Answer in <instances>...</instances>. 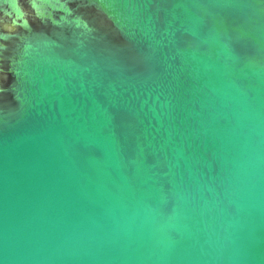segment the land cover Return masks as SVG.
<instances>
[{"label": "water", "instance_id": "obj_1", "mask_svg": "<svg viewBox=\"0 0 264 264\" xmlns=\"http://www.w3.org/2000/svg\"><path fill=\"white\" fill-rule=\"evenodd\" d=\"M27 1L52 19L8 47L0 264H264V0H70L109 34L60 36L64 0Z\"/></svg>", "mask_w": 264, "mask_h": 264}, {"label": "bare ground", "instance_id": "obj_2", "mask_svg": "<svg viewBox=\"0 0 264 264\" xmlns=\"http://www.w3.org/2000/svg\"><path fill=\"white\" fill-rule=\"evenodd\" d=\"M4 1V0H2ZM43 1V0H42ZM56 2V0H54ZM65 1H68L65 3ZM18 2V0H17ZM23 5H21L23 7V9L20 11V13L18 14V12H16L19 7L16 6L18 9L15 10H10L12 8H14L13 5L15 4V0H9L8 2V7L9 9H5L3 6H0V102L4 101V98L2 97L5 93H3L6 89H8V87L11 85V77L8 75L10 72H8L7 70L9 69L7 66V61H9V56H8V52H9V46H12V42L15 41V33H19L22 32V22L25 21L26 24L32 28V29H36L37 32L39 31H45V29L47 28V21H44L43 18H49L52 14H47L46 16L43 15L40 12V16L36 15V11H35V6H34V1H30L28 2L27 0H23ZM46 2V1H43ZM70 3V0H64L61 1V3H58V6H53V5H45L46 3L42 4V9L45 12V10L48 9V7L50 9H57L60 8L61 6L66 7V9L64 10L65 12V16H63V20L62 21H58V24H54L56 28L59 29V27H61V31L60 30H53L52 34L53 35H62L65 33H69L71 32V28H69V26L71 25L70 22L64 23V21H67L68 16L73 17L75 15H77L78 17H81V19H83L84 21H86V24L91 25V27L93 28H98V31H104V33L106 32V34L108 35L109 33H107V31L105 30V28H108V22H104L103 19L101 17H98L96 15H94L93 13H91L90 11L85 10L84 7L77 9L76 5L73 4H68ZM45 5V6H44ZM56 5V3H55ZM11 7V8H10ZM72 7L74 10H76L77 12L73 13L71 12V8ZM71 10H70V9ZM16 9V8H15ZM50 11V10H49ZM89 12V13H88ZM12 13V14H11ZM23 15L22 18H19V15ZM56 16V14H54ZM83 15V16H81ZM52 18H49V20H51ZM49 22V21H48ZM68 25V26H67ZM86 27V26H85ZM73 29H74V25H73ZM23 39V38H18ZM21 41V40H20ZM110 42V41H109ZM104 43H108V42H104ZM111 43V42H110ZM19 44H17L16 46L18 47ZM16 51L14 52L15 55ZM8 56V57H7ZM11 63V62H10ZM9 95L10 98L13 99V95L11 94V91H9ZM9 98V99H10ZM5 102V101H4Z\"/></svg>", "mask_w": 264, "mask_h": 264}]
</instances>
